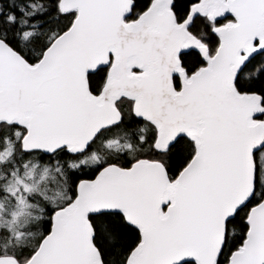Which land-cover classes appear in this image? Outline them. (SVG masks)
<instances>
[{
    "label": "snow or ice",
    "instance_id": "obj_1",
    "mask_svg": "<svg viewBox=\"0 0 264 264\" xmlns=\"http://www.w3.org/2000/svg\"><path fill=\"white\" fill-rule=\"evenodd\" d=\"M0 264H264V0H0Z\"/></svg>",
    "mask_w": 264,
    "mask_h": 264
}]
</instances>
